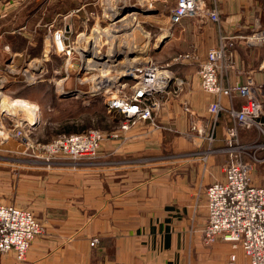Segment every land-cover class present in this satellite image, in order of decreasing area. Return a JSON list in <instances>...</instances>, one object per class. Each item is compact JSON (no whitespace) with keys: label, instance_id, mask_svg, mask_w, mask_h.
<instances>
[{"label":"crops","instance_id":"0c3cea01","mask_svg":"<svg viewBox=\"0 0 264 264\" xmlns=\"http://www.w3.org/2000/svg\"><path fill=\"white\" fill-rule=\"evenodd\" d=\"M72 1L74 8L68 11L64 9L68 0H0V62L15 54L11 39L33 35L37 23L33 21L34 10L40 11L41 22L44 19L40 33L49 24L59 27L72 23L76 28V22L66 19L73 15L79 20L95 9L98 0ZM205 2L211 7V0ZM218 5V24L207 18H186L176 25H195V37L188 47L201 58L218 45L220 34H247L258 18L255 25L264 29V0H218ZM60 16L63 20L56 23ZM245 45L243 40L235 42L236 69L243 73L239 79L250 75L263 82L264 71H258V67L264 48L247 51ZM253 51L263 53L254 59V65ZM195 70V66L178 68L191 84L182 97L206 119L207 105L214 95L201 90ZM242 101L234 99L236 106ZM223 103L229 104L227 98ZM158 117L180 132L188 128L178 99L165 102ZM220 117L223 125L219 122L217 135H224L230 119L226 114ZM117 131L125 139L103 142L98 161L92 164L75 165L64 159L42 164L44 179L57 184L56 190L42 192V197L51 202L39 204L34 210L45 233L32 241L25 262L8 252L0 256V264H227L232 253L236 256L234 264H248L240 248L233 250L223 240L205 245L200 233L193 234L190 219L197 196L193 184L201 179L200 164L193 165L190 159L174 160L175 165L149 160L154 156L151 152L160 151L161 132L144 121H137L128 131ZM214 178L213 182L222 180L223 173ZM94 237L99 242L92 246Z\"/></svg>","mask_w":264,"mask_h":264},{"label":"rangeland","instance_id":"374dc122","mask_svg":"<svg viewBox=\"0 0 264 264\" xmlns=\"http://www.w3.org/2000/svg\"><path fill=\"white\" fill-rule=\"evenodd\" d=\"M66 3L68 5L64 9L71 11L74 8H72L73 1L68 0ZM169 3L143 4L140 0H98L95 9H93L96 10L95 18L83 27V17L79 20L75 19L76 16L73 15L67 18L66 20L69 22H76V28H73L70 34V42L75 46V49L70 55L68 65H65L67 56L57 53L53 47H48L49 53L46 60L43 59L47 25L45 31L38 32L44 19L41 22L40 11L34 10L33 21L37 23L34 26L33 35H20L21 37L11 39L10 44L17 56L18 65H23L26 62H32L31 64L41 62V65L33 70L35 82L27 84L22 76H15L4 83V91L0 89V106L3 108L11 104H9L10 98L26 97V101L30 104H22L31 105L32 110L30 108L24 110L23 105L14 101L10 107L15 108L16 112H12L14 110H8L5 113L0 112L1 128L4 127L3 124L10 126L11 121L21 124L35 120L33 123L36 125L32 133L33 143H48L62 134L81 133L90 129L99 130L106 135V138L100 142L99 148L108 139H125V136L120 137L121 134L117 131L123 117L117 112L108 111L106 97L115 91V87L119 83L126 82L128 87L135 82L134 67L144 66L146 63L167 66L170 64L172 56L192 49V47H188L195 37V25L192 23H188L184 27H174L172 29L173 35L169 36L166 33L162 37L164 42L161 41V35L165 31L163 29L169 25ZM128 7L131 10L126 11L116 19V16L122 10H127ZM52 9L50 8L49 12ZM112 9H114L113 12ZM124 17L125 19L119 21ZM58 18L56 23L61 22L62 17ZM258 19L254 20L253 28L259 27L255 25V22L259 21ZM251 32L252 30L247 34ZM171 39L173 40L171 41ZM160 42H162L161 45H159ZM245 46L247 51L258 47ZM262 55V52L257 54V51H253L252 65L255 63L254 59L262 57ZM139 57L140 62L138 61ZM111 58L114 60L107 62V59ZM133 59L134 61H132ZM4 62L1 61L0 66H3ZM186 66L189 65L181 66L180 70ZM242 74V72L238 73L237 70H233L228 79L234 82H243L244 79H239ZM81 79L83 80L80 81ZM100 80H102L101 83ZM61 85L63 86L60 87ZM67 90H76L77 93L63 96V92ZM85 92L87 95H82ZM21 99L25 100V98ZM223 105L226 106L225 103ZM192 110L194 116H189L181 110L185 114L188 124V128L183 129L186 130L185 132H180L172 123L160 120L159 117L158 120L165 124L166 128L157 130L150 126L151 129L161 132L162 146L159 152H151L154 156H151L149 160L160 159V161H169L170 163H166L168 165H175L174 160L190 159L193 165L200 164L202 176L193 184L197 196L193 215L190 219L193 234H199V230L206 219L205 189L208 184L215 180L216 175H222L223 166L229 159L225 141L226 131L224 135L222 133L217 135L219 122L223 125L220 115L226 114L228 116V114L226 111H222L217 117L218 120L214 129L212 127L205 128L201 135L189 138L186 132H189L190 129V119L198 121L199 127H202L200 124L209 118V115L205 119L197 111ZM7 112H10V115ZM33 116L34 118L31 120ZM231 124L230 119V124L226 129ZM113 132L119 135L113 138L111 137ZM1 136V140H3L5 135L2 134ZM239 139L241 144L246 145V149L260 158V161L253 165L252 179L254 184L264 186L263 133L256 127L250 130H240ZM258 145L259 147H256ZM2 146L3 150H0V200L6 204L27 208L33 213L35 209H39V204L43 203L46 206L48 202H51L44 196L42 197V192L56 190L57 184L50 182L48 178L44 179L43 176L46 173L42 169V164L52 165V163L57 162V159H53L52 163L44 162L45 159L41 158L35 159L29 155L32 154V150L21 154L19 153V150L22 149L21 146L13 139H10L7 144L3 143ZM9 148L15 149L16 152H9ZM98 152L95 158L83 160L89 162H84L81 165L94 163L97 160ZM244 158L248 159L246 155ZM41 174L43 175L40 176ZM15 259L19 261L16 257Z\"/></svg>","mask_w":264,"mask_h":264},{"label":"built area","instance_id":"2783aa9c","mask_svg":"<svg viewBox=\"0 0 264 264\" xmlns=\"http://www.w3.org/2000/svg\"><path fill=\"white\" fill-rule=\"evenodd\" d=\"M140 1L143 4L170 2V0ZM211 2V7H208L205 0H172L168 10L169 25L163 29L165 31L161 37L166 33L171 36L174 26L186 18H207L218 24L220 21L218 0ZM95 13L96 10L86 13L82 27L95 18ZM121 20L122 18L119 21ZM73 28L72 23H65L59 27L47 25L44 60L49 48L53 47L57 53L67 56L65 65H68L70 55L75 49L70 42ZM237 40H243L247 46L264 48V29L254 27L249 34H220L218 45L210 48L203 58L194 49H190L172 56L167 66L146 63L144 66L134 67L135 82L128 87L126 82L119 83L115 91L106 97V107L109 112L122 115L123 121L118 127L121 131H128L137 121H144L157 130L165 129L166 125L158 120V115L164 103L170 99H178L181 110L189 116H194L190 104L182 97L191 84L188 78L178 73V68L183 65L195 66L201 90L213 94L214 99L207 106L208 120L203 121V124H200L202 127H199L198 121L190 119V129L186 135L194 138L201 135L205 128L214 129L217 117L222 111H226L232 122L226 129L225 141L229 159L222 169L223 179L210 183L205 189L206 220L199 230L201 240L205 245L223 240L230 243L233 250L240 248L247 257L248 264H264V186L254 184L252 179L253 165L260 161V158L246 149V145L241 144L239 139L240 130H250L253 127L264 135V81H257L250 75L243 82L228 79L231 72L237 70L235 61ZM16 57V54H11L3 66H0V89L3 91L4 83L15 76H22L27 84L35 82L33 70L41 65V62L18 65ZM258 71H264V58ZM237 72L241 73L240 70ZM236 97L243 100L238 107L234 105ZM223 98H227L228 105H223ZM1 124L0 150H3V143L7 144L13 139L22 148L19 153L24 154L32 150L30 156L45 159L42 161L47 163H52L56 159L57 161L64 159L75 165L89 162L83 160L95 158L100 142L106 138L99 130L90 129L81 133L62 134L48 143H33L32 133L36 125L33 122L16 124L11 121L10 126L3 124V129ZM1 133L5 135L3 140ZM117 136L116 132L111 134L113 138ZM9 152L16 150L9 148ZM244 155L248 159H245ZM44 232V224L31 210L0 200V255L13 252L19 261H25L32 241ZM98 242V238L94 237L90 245ZM235 257L234 253L230 254L227 264H234Z\"/></svg>","mask_w":264,"mask_h":264},{"label":"bare ground","instance_id":"6f19581e","mask_svg":"<svg viewBox=\"0 0 264 264\" xmlns=\"http://www.w3.org/2000/svg\"><path fill=\"white\" fill-rule=\"evenodd\" d=\"M123 19H125V17L124 18H122V20ZM136 26H137V24H136ZM124 27V26H123ZM128 28V27H127ZM126 34V33H125ZM83 37V36H82ZM161 41H163V38H162V40ZM112 55H115V54H112ZM84 58V57H83ZM136 59V58H135ZM139 59H140V57L138 58V61H139ZM112 60H114V59H107V62H110V61H112ZM141 60V59H140ZM132 61H134V59L132 60ZM140 62V61H139ZM145 62H147V61H145ZM135 63H136V60H135ZM98 64V63H97ZM91 65V64H90ZM109 65V64H108ZM94 66V65H93ZM105 66V65H104ZM102 85V84H101ZM9 101H11V102H9V104L10 105H8V106H4V108L2 107V106H0V112L2 113V111H3V113H5L6 111H10V110H14V111H12V112H16V110H15V108H13V107H10V106H12V104H14V101H18V104H21V105H23V104H30V103H28L26 100H24V99H21V98H10L9 99ZM23 103V104H22ZM31 106V105H30ZM30 106H28V105H23V107H24V110H27V109H29L30 108ZM7 108V109H6ZM6 109V110H5ZM31 109V108H30ZM32 110V109H31ZM34 112L36 113V110H34ZM7 114L8 115H10V112H7ZM35 116V115H34ZM34 116L31 118V120H33V118H34ZM35 121V120H34ZM33 121V122H34Z\"/></svg>","mask_w":264,"mask_h":264},{"label":"water","instance_id":"95a60500","mask_svg":"<svg viewBox=\"0 0 264 264\" xmlns=\"http://www.w3.org/2000/svg\"><path fill=\"white\" fill-rule=\"evenodd\" d=\"M129 10H131L130 7H128L127 10H122V12L119 13V14L116 16V19L119 18V17H121L126 11H129ZM159 45H161V43H159ZM87 53H88V52H87ZM63 93H64L63 96H70V95H73V94L77 93V91H76V90H67V91H65V92H63ZM82 95H87V94H86V92H85V93H82Z\"/></svg>","mask_w":264,"mask_h":264}]
</instances>
